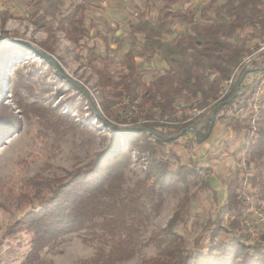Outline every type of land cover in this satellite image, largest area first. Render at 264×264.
I'll list each match as a JSON object with an SVG mask.
<instances>
[{
  "label": "trees",
  "instance_id": "trees-1",
  "mask_svg": "<svg viewBox=\"0 0 264 264\" xmlns=\"http://www.w3.org/2000/svg\"><path fill=\"white\" fill-rule=\"evenodd\" d=\"M181 1L160 0L161 13L156 19L147 18L143 11L129 20L132 40L119 73H113L107 65L96 69V84L104 89L100 101L59 72L50 57L44 55L53 53L45 44L32 48L8 46L0 41V143L23 124L19 113L3 99L7 71L10 64L25 65L34 57L54 70L55 84L62 81L76 92L61 100L58 107H46L41 104V92L35 93L32 84L26 82L40 78L41 73L35 70L23 75L17 68L8 79L18 107L27 115L32 112L46 117L62 106L66 111L55 126L64 125V132L69 130L65 124L71 118L82 119L76 117L78 112H89L84 117L85 124L95 122L99 129L106 130L101 148L85 165H77L61 176L36 173L22 181L19 195L30 207L1 235L0 261L4 248L20 247L26 242L28 248L18 264H51L43 253L58 247L66 235L77 233L85 242L97 243L94 255L77 264H119L135 255L140 233L163 206L166 191L181 183L186 194L166 226L171 234L169 241L159 254L137 264H238L239 251L243 252L241 264H264V233L252 246L242 241L246 236L242 222L245 184L264 201V109L255 123L251 117L241 119L237 115L249 108L256 81H247L248 72L239 88L238 81L222 99H217L221 82L250 50L251 41L264 32V0H210L200 11L175 10L173 6ZM155 4L159 6L158 2ZM89 8L86 1L40 0V9L33 11L30 18L37 28L50 33L59 30L76 45L83 43L87 49L86 63L94 67L99 54L94 45L84 43L93 26L92 21L89 25L86 13ZM179 23L181 27L177 29ZM104 39L109 49L110 39ZM137 57L149 66L160 58L165 66L146 81L145 72L137 66ZM56 60L61 67V60ZM22 87L34 92L33 102L25 101ZM77 96L81 100L77 101ZM181 99H185V104H179ZM123 100L129 106L126 114L131 117L125 125L120 124V112L116 109ZM194 106L204 109L203 112L192 115L188 110ZM226 118L234 128L243 130L239 159L242 166L233 172L223 203L216 204L217 216L208 218L187 246L177 226L190 200V187L203 167L191 157L173 168L170 157L179 160L181 151L195 152L209 138L216 122ZM168 146L169 154L164 151ZM135 154L145 155L151 163L144 176L126 190L127 169ZM204 184L209 186V181ZM222 213L229 218L225 228L231 234L229 239L215 236L223 227ZM209 232L212 235L205 250L203 243Z\"/></svg>",
  "mask_w": 264,
  "mask_h": 264
},
{
  "label": "rangeland",
  "instance_id": "rangeland-1",
  "mask_svg": "<svg viewBox=\"0 0 264 264\" xmlns=\"http://www.w3.org/2000/svg\"><path fill=\"white\" fill-rule=\"evenodd\" d=\"M80 1H86L90 5L86 13L90 22L89 25L92 21L93 26L91 25L92 28H90V33L85 38L84 43L94 45L96 52L99 54V59L95 62L94 67H90L86 63L87 49L83 43L76 45L62 31L53 30L54 32L50 33V31L37 28L32 24L30 11L33 10L34 5L32 6L30 2L25 3V6L22 3L12 9V17H9V19L5 20V17L1 15L0 34L4 35L6 31L8 34L5 35L23 39L34 46L45 44L44 46L49 47L50 51L53 52H47L46 54L61 60V67L67 77L84 86L95 100L100 101L104 89L96 84L98 79L96 69L107 65L113 73H119L121 61L132 40L128 31L129 20L135 18L138 12L143 11H145L147 18L156 19L161 13V3L160 0H67V2ZM209 1L182 0L173 8L180 11L186 9L200 11ZM217 1L222 3L224 0ZM155 2H158L159 6H156ZM26 13L29 14L26 15ZM180 27L181 24L179 23L177 29H180ZM104 36L110 39L109 49L105 44ZM254 41L255 39L251 43ZM41 51L43 52L42 49ZM136 62L138 68L145 72L146 81H149L155 75V72L164 66L163 61L156 62L155 60L152 66L146 64L142 58H137ZM26 63L17 67L10 64L4 82L3 99L19 113L23 124L20 130L11 132L0 143V204L5 205V207L0 205V237L7 226L30 207V203L23 201L24 199L19 195L21 192L20 186L24 179L36 173H41L47 177L61 176L77 165H85L101 148L106 134V130L99 129L95 122L89 125L85 124L84 117L89 112H78L76 114V117L80 116L82 119L71 118L65 124L69 127L66 132L63 131L64 125H57L58 128L55 126V121H59L62 118V113L66 111L62 106L56 108L57 111L51 108L52 111L50 110V114L46 117L37 116L32 112L28 115L25 114L23 108L18 107L16 104V98L9 88V79L13 77L17 68H20L23 75L28 71L34 72L35 70L41 73L40 78L31 81L26 79V82L32 84L35 93L41 92L42 96L40 97L45 98H42L41 104L46 107H58L61 100L74 95L76 92L75 89L62 81L55 84L54 70L44 64L40 58H31ZM249 72L247 81L253 84L257 80V72L252 70ZM21 92L26 102L30 103L35 100L34 92L27 90L25 87H22ZM76 99L77 101L81 100V96H77ZM183 103L185 104V99H181L179 102L180 105ZM128 107L126 100L121 101L116 106V109L120 112L119 121L121 125L131 121L130 115L126 114L129 111ZM261 109L262 117L264 98L262 99ZM188 112H190V109ZM250 112V108L243 109L237 115L241 119L249 118L251 117ZM243 142V130L234 128L229 124V119L226 118L216 122L209 138L199 144L195 152L181 151L182 159L179 160L169 156L173 168H176L179 163L188 162L191 157L203 167V170L197 176L196 182L190 187V200L184 208L182 219L177 226V230L183 236L187 246L191 245L192 239L201 230L207 219L217 216L216 204L218 202L223 203L233 172L236 168L242 166L239 159L242 157L240 147ZM169 150V146L164 148L167 154H169ZM150 163V159L143 154L133 156L124 183L126 190L144 176ZM253 173H257L256 168ZM206 180L209 181V186L204 184ZM185 191L181 183L178 186L170 187L166 191L163 206L152 215L140 233L135 255L119 264H137L144 258L155 256L163 250L171 237V234L166 231V226L179 208L180 203L184 201ZM246 192L251 194L252 203L258 205L262 202L259 206L264 207V201H260L256 190L248 186ZM247 215L254 221L258 231L264 233V223L257 219L256 214L248 209ZM221 221L223 227L218 229L215 236L216 238L229 239L231 234L225 231V228L228 227L229 218L222 213ZM211 233L209 232L203 243L205 250H207L210 242ZM245 240L244 237L242 241L248 246L256 243H248ZM27 248L26 242L20 247L4 248L2 250L4 256L0 264H18L23 259ZM96 249V242H85L79 234L72 233L66 235L58 247L45 251L43 257L51 264H77L80 260L93 256ZM242 262L243 252L239 251L237 263L241 264Z\"/></svg>",
  "mask_w": 264,
  "mask_h": 264
},
{
  "label": "built area",
  "instance_id": "built-area-1",
  "mask_svg": "<svg viewBox=\"0 0 264 264\" xmlns=\"http://www.w3.org/2000/svg\"><path fill=\"white\" fill-rule=\"evenodd\" d=\"M3 37L0 34V38ZM257 69V80L255 91L250 100L249 108L251 114V121L253 123L257 122L261 119V103L264 98V32L251 43L250 50L243 55L240 62L237 66L234 67L231 75L228 78H225L220 84V91L218 94V100L222 99L231 89L232 87L239 81L241 74L246 70H254ZM204 109H200L198 106H194L190 109V113L192 115H198L203 112ZM245 192L243 193V197L245 198V209L242 214V222L246 227V242L254 243L259 241L261 235L252 219L248 217L247 210L250 209L253 211L257 219L260 222L264 223V207L255 205L251 201V194L247 193L246 190L248 188V184H245Z\"/></svg>",
  "mask_w": 264,
  "mask_h": 264
},
{
  "label": "crops",
  "instance_id": "crops-1",
  "mask_svg": "<svg viewBox=\"0 0 264 264\" xmlns=\"http://www.w3.org/2000/svg\"><path fill=\"white\" fill-rule=\"evenodd\" d=\"M65 1L67 2V0H65ZM28 2L32 3V6L34 5L32 8L33 10L30 11L31 13L37 9H40V0H0V17H1V15L4 17H6V15H8L7 19H9V17L11 18L12 17V13H11L12 9L20 6L22 3L25 6L26 5L25 3H28ZM80 2H82V1H80ZM67 3H72V2H67ZM27 8H29V7H27ZM24 9H25V7H24ZM29 13H26V15H28ZM31 13H30V15H31ZM137 58H142V57H137ZM159 61H162V59H160V58L156 59V62H159ZM145 63L148 64L146 61H145ZM164 66H165V64H164ZM164 66H162V68L160 69L161 71L163 70Z\"/></svg>",
  "mask_w": 264,
  "mask_h": 264
},
{
  "label": "water",
  "instance_id": "water-1",
  "mask_svg": "<svg viewBox=\"0 0 264 264\" xmlns=\"http://www.w3.org/2000/svg\"><path fill=\"white\" fill-rule=\"evenodd\" d=\"M0 41H4V45H14V44H19V45H22V46H28V47H32V48H35L34 45H32L30 42L28 41H25L23 39H18V38H12V37H9L7 35H3V37L0 38ZM46 57H50V59L53 61V63L56 65L57 69L59 70L60 73H63L64 75L65 72L64 70H62V68L60 67V65L58 64L57 60L51 56H49V54H44ZM250 70H246L244 75L242 77H240L239 79V82H238V87L240 86L241 84V81L245 78L246 74L249 72ZM67 76V75H66ZM215 121V115H213L212 117V124L214 123Z\"/></svg>",
  "mask_w": 264,
  "mask_h": 264
}]
</instances>
